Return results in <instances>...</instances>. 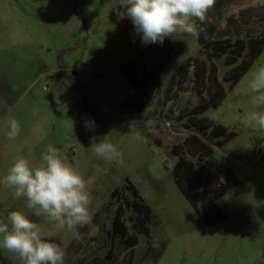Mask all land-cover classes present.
Listing matches in <instances>:
<instances>
[{"label":"rangeland","instance_id":"1","mask_svg":"<svg viewBox=\"0 0 264 264\" xmlns=\"http://www.w3.org/2000/svg\"><path fill=\"white\" fill-rule=\"evenodd\" d=\"M263 16L264 0H234L216 21V36L259 32ZM176 38L143 44L131 20L119 19L108 0H0V179L19 157L38 163L49 144L86 179L94 178L90 224L57 229L3 184L0 221L7 222L10 211L25 212L44 233H55L52 239L66 251L64 264H264V131L245 122L251 112L264 111L248 89L252 73L264 66V51L222 104L201 115L237 133L214 148L212 160L241 178L234 184L223 174L227 192L217 203L226 219L207 225L172 170L179 158L173 146L191 134L184 123L207 95L197 71L210 64L197 38ZM223 62L217 61L221 78L228 69ZM123 66L138 79L153 71L144 110L120 107L134 93ZM11 118L21 128L15 140L6 135ZM132 123L138 135L130 132ZM99 140L118 148L119 165L92 154L89 147ZM128 179L153 209L147 234L137 232L135 214L125 207L124 198L132 197ZM119 209L129 234L138 235L133 247L114 225ZM0 264L22 262L0 248Z\"/></svg>","mask_w":264,"mask_h":264},{"label":"clouds","instance_id":"2","mask_svg":"<svg viewBox=\"0 0 264 264\" xmlns=\"http://www.w3.org/2000/svg\"><path fill=\"white\" fill-rule=\"evenodd\" d=\"M215 3L216 0H108L110 9L119 19L131 20L145 45L163 44L165 38L177 39V34L198 38L202 29L197 21L208 22V13ZM248 89L252 103L264 107V66L252 73ZM245 122L249 127L264 131V111L251 112ZM6 127L7 138L15 140L21 130L19 121L11 118ZM129 128L130 132H135L133 123ZM89 148L106 163L119 165L122 154L113 143L99 140ZM93 183L94 178L86 179L51 144L38 163L19 157L0 179V184L15 189V198L26 197L29 211L55 222L56 228L61 230L91 223L89 189ZM54 236V232L44 233L38 223L20 210L10 211L7 222L0 221V248L18 256L22 264H64L66 251L54 242Z\"/></svg>","mask_w":264,"mask_h":264},{"label":"trees","instance_id":"3","mask_svg":"<svg viewBox=\"0 0 264 264\" xmlns=\"http://www.w3.org/2000/svg\"><path fill=\"white\" fill-rule=\"evenodd\" d=\"M233 1L216 0L214 8L208 13V22L200 24L197 21L198 27L202 29L197 38L200 50L210 64L208 70L206 61L199 66L197 80L207 95L200 98L184 123L191 134L182 144L173 146V152L179 157L172 170L175 182L196 211L204 216L207 225L226 219V213L217 203V200L227 192L223 174L234 184H240L241 178L232 169L223 167L212 160L214 148L224 146L236 137L237 133L229 130L224 124L201 115L209 108H217L222 104L228 93L235 88L264 51V29L259 32L247 29L243 35L232 37L216 36L218 29L216 21L222 18L224 7ZM222 57H224L223 64L228 69L221 78L217 61ZM122 71L133 85L134 93L122 101L121 109L123 111L144 110L147 98L150 96L148 89L153 71H145L141 79L133 77L126 66L122 67ZM61 72L58 71V74ZM72 81L81 85L80 80L76 78H72ZM126 188L132 193L131 198H124V204L135 214L133 226L137 232L147 234L153 209L130 179L127 181ZM118 192L117 188L113 195ZM114 225L121 237L128 242L129 247L139 243L136 233L129 234L120 209L114 217Z\"/></svg>","mask_w":264,"mask_h":264},{"label":"crops","instance_id":"4","mask_svg":"<svg viewBox=\"0 0 264 264\" xmlns=\"http://www.w3.org/2000/svg\"><path fill=\"white\" fill-rule=\"evenodd\" d=\"M125 75V74H124ZM126 77V76H125ZM127 78V77H126ZM128 80V79H127ZM129 81V80H128ZM131 84V83H130ZM132 85V84H131ZM133 86V85H132Z\"/></svg>","mask_w":264,"mask_h":264}]
</instances>
